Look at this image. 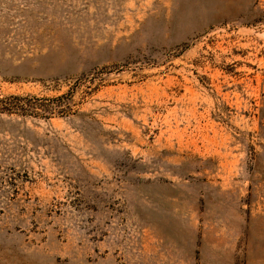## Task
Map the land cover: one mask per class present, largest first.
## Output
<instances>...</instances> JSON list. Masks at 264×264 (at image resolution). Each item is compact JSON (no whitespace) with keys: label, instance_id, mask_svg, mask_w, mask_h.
Wrapping results in <instances>:
<instances>
[{"label":"rangeland","instance_id":"374dc122","mask_svg":"<svg viewBox=\"0 0 264 264\" xmlns=\"http://www.w3.org/2000/svg\"><path fill=\"white\" fill-rule=\"evenodd\" d=\"M0 264H264V0H0Z\"/></svg>","mask_w":264,"mask_h":264},{"label":"trees","instance_id":"16d2710c","mask_svg":"<svg viewBox=\"0 0 264 264\" xmlns=\"http://www.w3.org/2000/svg\"><path fill=\"white\" fill-rule=\"evenodd\" d=\"M29 96L9 95L0 98V113H18L23 115L46 116L48 114H61L65 112L67 102H63L65 94L47 99V104H41L40 100Z\"/></svg>","mask_w":264,"mask_h":264}]
</instances>
